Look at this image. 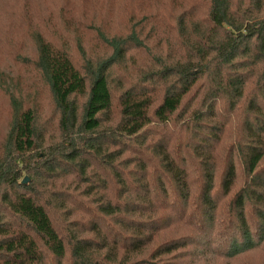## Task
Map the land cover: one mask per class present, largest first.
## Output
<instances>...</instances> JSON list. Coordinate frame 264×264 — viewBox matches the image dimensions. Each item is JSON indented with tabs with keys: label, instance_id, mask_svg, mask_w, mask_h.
Returning <instances> with one entry per match:
<instances>
[{
	"label": "trees",
	"instance_id": "obj_1",
	"mask_svg": "<svg viewBox=\"0 0 264 264\" xmlns=\"http://www.w3.org/2000/svg\"><path fill=\"white\" fill-rule=\"evenodd\" d=\"M171 2L179 12L162 13L173 25L160 36L144 18L120 31L83 20L72 33L64 11L51 16L60 48L32 31L56 137L27 85L0 71V264H200L208 251L250 264L264 253V0Z\"/></svg>",
	"mask_w": 264,
	"mask_h": 264
},
{
	"label": "rangeland",
	"instance_id": "obj_2",
	"mask_svg": "<svg viewBox=\"0 0 264 264\" xmlns=\"http://www.w3.org/2000/svg\"><path fill=\"white\" fill-rule=\"evenodd\" d=\"M170 1V2H169ZM0 0V71L2 82L6 85L13 80L16 84L20 81L27 87L24 90L26 100L34 99V109L37 111L38 125L43 129L44 133H49L50 136L56 137L54 128V120L50 119L52 110L49 103V98L46 90L43 88L42 82L35 75L31 60L35 55L34 47L31 44V34L33 30L44 33L46 41L51 43L56 48H60L65 36L54 35L53 23L51 16L58 14L59 11H64L65 16H62L67 31L74 33V29L78 30L80 23L96 21L101 23L108 31H120L126 27L127 19L140 20L147 22V25H152V31L156 36L165 34L167 28L172 27V21L169 17H164L162 13L166 12L167 8L171 11V15L175 19L179 9L171 0ZM196 13L202 10V2L197 3ZM152 13V14H151ZM152 15V17L150 15ZM160 16L165 19L164 22L158 25L149 22V18ZM146 25V26H147ZM145 26V27H146ZM125 32V31H124ZM72 35L71 33L68 34ZM80 45L87 47L88 42L86 35L80 33ZM71 46V44L69 43ZM72 51V50H71ZM21 56L20 62L16 63V57ZM24 58H28L25 60ZM73 62L78 65L81 61V55L78 52L72 53ZM141 61V58L137 59ZM131 80V76H128ZM21 84V85H22ZM10 122L9 104L4 98V93L0 91V149L3 140L7 134L8 124ZM47 143V137H45ZM38 150V149H37ZM25 177V176H24ZM22 177V179L24 178ZM21 179V180H22ZM239 178L235 183V189L240 186ZM179 234L178 228L160 235L158 240L177 237ZM204 263L200 264H225L224 259L215 258L208 251L204 253ZM241 258V257H240ZM234 262L233 260L226 264H240L244 260ZM250 264H264V253L262 250L251 252L245 257Z\"/></svg>",
	"mask_w": 264,
	"mask_h": 264
},
{
	"label": "water",
	"instance_id": "obj_3",
	"mask_svg": "<svg viewBox=\"0 0 264 264\" xmlns=\"http://www.w3.org/2000/svg\"><path fill=\"white\" fill-rule=\"evenodd\" d=\"M26 182H27V178L26 177H24L22 180H21V184H26Z\"/></svg>",
	"mask_w": 264,
	"mask_h": 264
}]
</instances>
